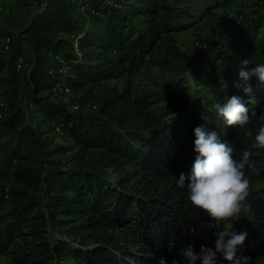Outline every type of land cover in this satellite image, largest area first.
<instances>
[{
    "label": "trees",
    "instance_id": "obj_1",
    "mask_svg": "<svg viewBox=\"0 0 264 264\" xmlns=\"http://www.w3.org/2000/svg\"><path fill=\"white\" fill-rule=\"evenodd\" d=\"M43 1L42 10L16 37L30 43L27 67L18 66L24 57L20 47L0 67V264H156L161 256L167 264L173 259L186 264L181 251L188 244L196 253L202 245L214 249L216 229L205 227L209 217L186 201V186H176L181 173L190 175L197 126L230 142L236 160L243 150L252 152L255 171H246L251 212L233 226L248 233L244 254L250 264H264V149L251 147L264 120L256 117L245 126L253 133L249 138L244 128L227 126L213 107L226 97L248 100L239 71L245 59L251 61L246 71L264 64V7L257 9L261 17L241 27L230 24L219 39L205 42V67L193 71L195 90L179 80L174 87L139 94L106 88L98 97L94 84L138 71L167 25L155 21L156 7L145 3L133 6L131 15L143 16L138 23L126 13L128 1L88 0L98 13L93 14L104 16L95 22L102 30H92L74 14L73 0ZM224 4L230 14L245 5L243 0ZM224 39L235 46L233 51ZM111 48L118 51L115 57L105 55ZM22 80L26 100L37 110L31 116L56 122L77 146L72 163L42 158L40 149L47 142L20 104ZM249 83L258 116L264 89L256 90L255 77ZM87 85L77 109L53 97L57 88ZM189 92V104L173 101ZM96 167L111 171L113 179ZM50 221L63 226V232L54 235ZM192 227L198 235L189 232ZM218 264L227 262L218 257Z\"/></svg>",
    "mask_w": 264,
    "mask_h": 264
},
{
    "label": "rangeland",
    "instance_id": "obj_2",
    "mask_svg": "<svg viewBox=\"0 0 264 264\" xmlns=\"http://www.w3.org/2000/svg\"><path fill=\"white\" fill-rule=\"evenodd\" d=\"M106 1L117 4L118 0ZM121 1H128V4H125L126 11L128 10L126 13L129 15L134 13L132 9L135 4L141 5V3H145L156 7L157 10L153 14V18L162 24V26L167 25L168 30L162 33L161 38L148 55V61L138 71L120 78H105L97 81L94 84V93L98 97L106 88L115 87L119 91L127 90L131 94H139L147 91H159L166 85L174 87L179 80L186 81L188 86H190V90H195L198 79L195 77L193 71L205 67V64L202 63L204 59L202 52L205 42L219 39L222 30L230 26V24L234 23V25L236 24L241 27L244 22L261 17V14L257 13V9L258 7H264V0H243V3H245V5L243 4L244 8L242 6L230 14V9L224 4L225 0ZM43 4V0H0V67L3 61L18 47L21 48L25 57V59L23 56L19 57L18 66L21 65L22 68L24 66L25 68L27 67L26 63H29L32 57L30 43L23 37L19 39L16 37L23 26L36 13L42 10ZM72 4L74 14L81 19L84 27L92 30H102L103 26L95 24V22L97 19L101 21L104 16L96 17L93 13L97 12L89 6L88 0H73ZM130 19L139 23L143 21V16L131 15ZM7 35H11L13 40L11 36ZM65 36L72 38L69 34ZM224 42L232 51L235 49V46L234 48L231 47L228 39H224ZM75 46H77L76 41ZM117 54L118 51L115 48H111L109 52L105 53L109 57H115ZM55 63H59V61L57 60ZM20 85V104L26 107L32 125L35 128L39 127L41 139L47 142L46 146L40 149L42 158L45 161L52 160L61 165H68L77 150V146L74 145L73 140L69 136L58 128L56 122L47 120L39 122L40 118L38 116H31V114L35 115L34 113H37V110L30 106L26 100L27 84L25 80H22ZM89 87L90 85H87L84 89L77 90L73 87L65 86L63 90L67 93L62 88H57L54 90L53 97L62 103H67L69 108L77 109L78 105L76 103H78V99L85 96ZM191 96L192 94L189 92L188 94L173 98V101L177 104L186 105L189 104L187 100L192 99ZM178 114L180 115L181 111ZM262 114H264V108L259 111L257 117L261 119ZM59 147H62V149L57 151ZM96 168L102 174L113 179L111 171L105 170L102 167ZM8 183H12V177L8 178ZM34 189V186L30 187L31 191H34ZM50 225L54 235L61 234L64 230V227L58 225L55 221H50ZM1 260L2 262L8 261L5 257H2Z\"/></svg>",
    "mask_w": 264,
    "mask_h": 264
},
{
    "label": "clouds",
    "instance_id": "obj_3",
    "mask_svg": "<svg viewBox=\"0 0 264 264\" xmlns=\"http://www.w3.org/2000/svg\"><path fill=\"white\" fill-rule=\"evenodd\" d=\"M251 63L245 59L241 62L239 78L243 82V92L248 96L245 102L240 97H226L224 104L213 105L218 115L223 118L227 126H239L245 129V135L253 137L250 129L245 128L254 118L256 112V93L249 83L252 77L256 78V90L264 89V64H256L250 70H244ZM237 88L241 84L235 85ZM251 105V108L247 107ZM264 120V114L260 117ZM194 152L197 153L192 165L190 175L181 173L176 180L178 188L187 189L186 201L201 210L209 217L206 228H214L216 236L214 249L201 246L196 253L193 245L188 244L181 251L186 264H218V257L227 264H250L251 257L244 254V245L248 237L245 230L237 231L233 222H238L242 217H247L251 212L250 179L246 171H255L251 160L252 152L243 150L240 160L234 159V146L221 140L215 131H207L203 126L194 129ZM253 149H264V125L259 128L251 145ZM187 181V183H186ZM189 232L196 236L199 234L197 227H192ZM156 264H167L161 256ZM172 264H181L176 259Z\"/></svg>",
    "mask_w": 264,
    "mask_h": 264
},
{
    "label": "water",
    "instance_id": "obj_4",
    "mask_svg": "<svg viewBox=\"0 0 264 264\" xmlns=\"http://www.w3.org/2000/svg\"><path fill=\"white\" fill-rule=\"evenodd\" d=\"M205 47H206V43H205ZM205 47H204V48H205Z\"/></svg>",
    "mask_w": 264,
    "mask_h": 264
},
{
    "label": "bare ground",
    "instance_id": "obj_5",
    "mask_svg": "<svg viewBox=\"0 0 264 264\" xmlns=\"http://www.w3.org/2000/svg\"><path fill=\"white\" fill-rule=\"evenodd\" d=\"M205 46V45H204Z\"/></svg>",
    "mask_w": 264,
    "mask_h": 264
}]
</instances>
